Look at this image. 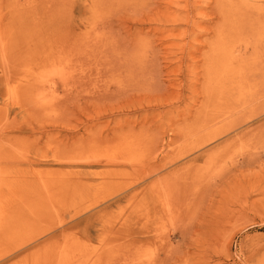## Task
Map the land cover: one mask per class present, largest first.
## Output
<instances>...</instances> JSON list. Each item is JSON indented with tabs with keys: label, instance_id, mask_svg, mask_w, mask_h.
I'll list each match as a JSON object with an SVG mask.
<instances>
[{
	"label": "rangeland",
	"instance_id": "rangeland-1",
	"mask_svg": "<svg viewBox=\"0 0 264 264\" xmlns=\"http://www.w3.org/2000/svg\"><path fill=\"white\" fill-rule=\"evenodd\" d=\"M263 13L0 0V264H264Z\"/></svg>",
	"mask_w": 264,
	"mask_h": 264
},
{
	"label": "bare ground",
	"instance_id": "bare-ground-1",
	"mask_svg": "<svg viewBox=\"0 0 264 264\" xmlns=\"http://www.w3.org/2000/svg\"><path fill=\"white\" fill-rule=\"evenodd\" d=\"M264 14V13H263ZM218 61H220V59L218 60ZM225 99V98H224ZM143 224V223H142ZM59 226H60V224H58ZM144 225V224H143ZM146 225V224H145ZM58 226V227H59ZM54 227V226H53ZM141 227V226H140ZM57 228V227H56ZM56 228H52L51 227V229L53 230H55ZM138 228H139V225H138ZM49 229V228H48ZM145 228H144V226H143V230H144ZM51 230V231H52ZM53 230V231H54ZM140 230V229H139ZM143 230H142V232H143ZM113 231V230H112ZM129 231H131V230H129ZM145 231H148L147 229L145 230ZM134 232V231H133ZM136 232H138V231H136ZM139 233V232H138ZM145 233V232H144ZM137 234V233H136ZM131 235H133L132 233H131ZM146 236H148L149 234H148V232H146V234H145ZM139 236V235H138ZM147 238V237H146ZM133 246H134V244H133ZM139 251V252H138ZM141 252V250H139V249H135V251L132 253V254H130V253H126L125 254V252L123 253V254H125L126 256H124V261L125 262H127V264H139L140 262H139V256H140V253ZM122 254V255H123ZM120 261V260H119ZM126 264V263H125Z\"/></svg>",
	"mask_w": 264,
	"mask_h": 264
}]
</instances>
